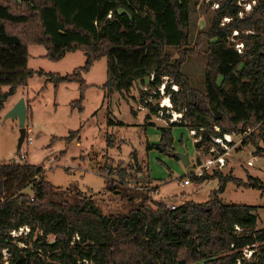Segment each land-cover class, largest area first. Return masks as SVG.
<instances>
[{
	"label": "trees",
	"instance_id": "obj_1",
	"mask_svg": "<svg viewBox=\"0 0 264 264\" xmlns=\"http://www.w3.org/2000/svg\"><path fill=\"white\" fill-rule=\"evenodd\" d=\"M239 9L236 0L222 1L209 28L197 38L207 44L200 91L182 70L193 50L191 0H0V108L36 73L28 64L30 46L46 47V56L54 61L82 50L87 57L83 67L65 76L51 74L57 83L81 84L80 98L72 103L80 110L88 87L83 73L104 57L107 80L102 87L108 94H124L137 86L144 101L149 94L144 86L157 88L164 76L179 84L173 101L188 108V123L159 126L160 141L149 142L150 150L176 156L173 128L204 127V142L195 144L200 153L202 144H213L215 125L231 133L255 128L243 143L261 148L264 0H258L246 18L238 17ZM226 15L233 20L222 26ZM234 29L260 32L242 34L246 49L240 53L229 39ZM169 48L179 56L174 59ZM4 86L11 91L4 92ZM148 107L145 125H155L148 119L159 104L150 102ZM111 138L109 146L114 145ZM131 167H114L113 159L101 167L108 189L129 206L127 211L105 213L94 195L47 181L42 165L0 162V264H264V228H255L257 206L227 204L219 197L229 180L263 193L264 182L250 177L247 183L222 170L201 176L191 172L190 181L219 178L221 186L205 202L173 206L154 200L148 193L154 189L132 188L131 179L143 176ZM147 177L152 179L150 171ZM26 227L27 233L13 234ZM246 248L253 250L250 257Z\"/></svg>",
	"mask_w": 264,
	"mask_h": 264
},
{
	"label": "rangeland",
	"instance_id": "obj_2",
	"mask_svg": "<svg viewBox=\"0 0 264 264\" xmlns=\"http://www.w3.org/2000/svg\"><path fill=\"white\" fill-rule=\"evenodd\" d=\"M222 1L224 0H191L193 50L187 54L182 70L189 77L191 85L200 91L204 87L207 44L205 40L198 43L197 38L209 28L214 13L222 6ZM236 3L240 7L239 11L243 10L242 16L238 11L240 19L253 12L245 8L243 0H236ZM246 31L247 29L243 31L245 35ZM230 36L231 34L229 39L232 42L234 39ZM169 51L174 59L179 56L174 48H169ZM46 53L47 49L42 45L30 46L28 64L36 73L25 87H17L0 108V162L42 165L47 181L63 190L80 189L87 195H94L97 204L105 213L129 210L127 203L108 189L105 175L101 173V167L111 159L114 167L132 166V171H138L143 176L140 179H131L129 185L132 188L141 191L154 189V192H148L152 193L154 200L173 206L182 205L189 200L205 202L211 198V192L221 186L219 178L184 184L188 175L195 172L197 166L194 160L198 157L187 127L178 126L173 130L174 148L176 152L189 154V165H184L172 154L148 148L149 142L160 141L159 126L163 123L153 115L148 122L154 121L155 125H145V116L149 109L139 97V87L135 86L124 94L116 91L108 94L102 87L107 80L105 57L97 60L83 73L88 87L82 101L83 110H80L78 105L74 106L72 103L80 98L81 84L78 81L57 83L51 79V74L65 76L77 71L86 63L85 52H68L57 61L48 58ZM166 80L170 82L168 78ZM2 90L8 92L11 87L4 86ZM148 91L153 93L152 88ZM22 98L29 105L26 127L31 141L28 142L26 137L19 147V120L6 118V115ZM109 118L114 123H110ZM120 120L124 124L117 123ZM182 134L183 140H180ZM244 135L243 132L235 135L236 143L222 172L247 183L250 177L264 182V139L259 142V148L253 142L244 144ZM110 137L114 143L112 146L108 145ZM22 154L26 158H22ZM250 160L253 165H248ZM149 171L152 179L147 177ZM219 197L227 204L256 205L255 213L258 218L255 228H264V193L261 189L239 186L236 181L229 180ZM28 231V228H23L14 235L20 236ZM245 251L250 257L253 250L246 248Z\"/></svg>",
	"mask_w": 264,
	"mask_h": 264
},
{
	"label": "built area",
	"instance_id": "obj_3",
	"mask_svg": "<svg viewBox=\"0 0 264 264\" xmlns=\"http://www.w3.org/2000/svg\"><path fill=\"white\" fill-rule=\"evenodd\" d=\"M245 2V8L249 11H253L254 7L257 5L258 0H243ZM220 6V5H219ZM243 10L239 11V15L242 16ZM111 16V15H109ZM223 25H225L228 22H231L233 20L232 16L226 15L223 17ZM227 19V21H224ZM244 31V30H243ZM240 29H234L231 34V39H234L232 43L234 44L235 48L240 53H244L246 49V44L243 40L242 34L244 33ZM247 34H254L253 29H247ZM245 34V33H244ZM155 77L154 74H152L151 79L153 80ZM169 79L170 82H167L166 79ZM152 88L151 86H144V89L149 92L147 97L145 98L144 105L149 109L148 103L154 102V100L159 104L158 111L154 114L157 120H161L163 125L166 127L171 126L173 123H188L187 119L185 118V113L188 110L187 107H180L176 106L173 101V92H178L180 90V86L178 83H176L172 77L170 76H164L163 81L161 84L156 88L153 87V93L151 91H148V89ZM162 100H161V97ZM176 106V107H175ZM216 132L218 134H212L210 136V139L212 140L213 144L210 147H207L205 144H202V152L198 153V157H200V164L197 163V158H195L196 163V170H194L197 175L201 176L205 172H214L218 170H223L227 164H228V156L230 152L233 150V147L236 143L235 135L237 133H231V132H223L221 127L218 125L214 126ZM189 135L192 137V141L194 144L196 143H203L204 142V135L202 131L204 130V127L197 128H187ZM252 132L251 129H248L243 132V137H247ZM27 141L30 142L31 138L29 136H26ZM22 158H26L25 154L21 155ZM248 165H253V161H248ZM190 178H187L184 180V184H190ZM27 228V227H26ZM240 229L239 227H237ZM23 229V228H22ZM17 232V231H15ZM13 232V234H15ZM252 253V252H250ZM247 254V251H246Z\"/></svg>",
	"mask_w": 264,
	"mask_h": 264
},
{
	"label": "water",
	"instance_id": "obj_4",
	"mask_svg": "<svg viewBox=\"0 0 264 264\" xmlns=\"http://www.w3.org/2000/svg\"><path fill=\"white\" fill-rule=\"evenodd\" d=\"M13 118L19 120L20 125V137H19V147H21L27 136L26 121L28 117V106L24 98H22L6 115V118ZM175 155L183 162L184 165L190 164V156L186 152H176ZM200 157H197V163L200 164Z\"/></svg>",
	"mask_w": 264,
	"mask_h": 264
},
{
	"label": "crops",
	"instance_id": "obj_5",
	"mask_svg": "<svg viewBox=\"0 0 264 264\" xmlns=\"http://www.w3.org/2000/svg\"><path fill=\"white\" fill-rule=\"evenodd\" d=\"M29 114V113H28Z\"/></svg>",
	"mask_w": 264,
	"mask_h": 264
}]
</instances>
